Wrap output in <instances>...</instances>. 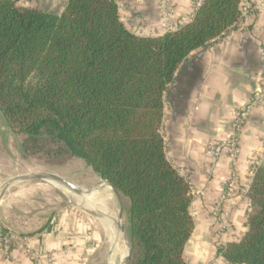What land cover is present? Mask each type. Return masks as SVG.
<instances>
[{"label": "trees", "instance_id": "1", "mask_svg": "<svg viewBox=\"0 0 264 264\" xmlns=\"http://www.w3.org/2000/svg\"><path fill=\"white\" fill-rule=\"evenodd\" d=\"M241 11L242 0H202L190 22L143 36L117 0H65L58 10L0 0V111L24 157L81 158L129 199L127 264H187L192 194L165 151L164 92ZM249 194L245 234L219 248L230 264H264V166Z\"/></svg>", "mask_w": 264, "mask_h": 264}, {"label": "crops", "instance_id": "2", "mask_svg": "<svg viewBox=\"0 0 264 264\" xmlns=\"http://www.w3.org/2000/svg\"><path fill=\"white\" fill-rule=\"evenodd\" d=\"M19 1L46 10L61 9L65 2ZM172 1L170 25L176 29L192 20L201 0ZM250 1L256 8L222 35L194 50L178 67L164 92L161 133L165 151L188 180L192 194L194 228L184 246L187 264H230L219 248L229 240L242 238L248 228L249 199L243 192L251 182L249 169L264 150V98L237 132L233 110L255 94H264V9L260 7L264 0ZM117 2L121 19L135 33L156 36L166 31L159 0ZM243 7L242 3V13ZM234 133L240 141L234 162L228 154L216 158L209 152ZM233 177L237 182V204L225 199ZM100 182L104 185L92 194L101 193L100 199L102 196L105 202L96 209H103L105 217L113 222L112 217L117 218L120 210L119 200L111 186L102 183L103 179ZM80 205L69 201L54 209L33 231L16 230L22 243L13 246L0 242V264H107L109 237L113 230L118 237L117 227L108 221L103 223Z\"/></svg>", "mask_w": 264, "mask_h": 264}, {"label": "rangeland", "instance_id": "3", "mask_svg": "<svg viewBox=\"0 0 264 264\" xmlns=\"http://www.w3.org/2000/svg\"><path fill=\"white\" fill-rule=\"evenodd\" d=\"M38 171L55 172L63 176L67 174L68 179L85 188L101 184V178L96 176L92 168L81 158H74L63 165H51L37 157H24L22 155V136L12 131L0 111V188L17 175ZM89 194L93 195L91 200L93 207L103 206L105 199L102 196L100 199L101 193L95 192L92 194L91 192L87 195ZM80 198L85 205L80 195L55 183L36 179L21 181L10 187L1 199L0 215L14 231H21V229L33 231L35 227L40 226L47 220L54 209L63 206L69 201L80 205ZM122 200L125 207L123 223L126 228V225L128 226L126 210L129 206V199L123 197ZM84 205H80L83 210H85L83 208ZM98 210L99 213L104 211L99 208ZM112 218L116 223H119L116 217ZM35 222H38V224H35ZM116 227L120 250L124 256L126 243L119 227ZM109 261L107 264H109Z\"/></svg>", "mask_w": 264, "mask_h": 264}, {"label": "built area", "instance_id": "4", "mask_svg": "<svg viewBox=\"0 0 264 264\" xmlns=\"http://www.w3.org/2000/svg\"><path fill=\"white\" fill-rule=\"evenodd\" d=\"M202 0L199 1V5L201 4ZM244 5V12L241 11V16H248V13L251 9H255L256 7L252 5L250 0H242ZM198 5V6H199ZM260 7L264 9V2L260 4ZM159 13L161 16L162 24L165 29L172 30L170 25V19L173 15L174 11V3L172 0H159L158 3ZM239 18V19H240ZM263 89H264V81H263ZM264 92V91H263ZM264 94L257 93L254 97H252L245 105L239 106L233 110V125L235 131L237 132L242 125L247 120L249 114L253 110V108L263 101ZM240 150V141L237 133H234L232 137L226 140H221L219 143L214 145L212 148L209 149V152L215 156L216 158L221 157L224 154H228L232 161L234 162L237 158V155ZM264 166V150L261 154L258 155L257 159L252 163L251 168L249 169V177H250V184L244 190V196L248 197L249 199V214L252 211V202L250 199V188L252 181L257 174V172ZM237 190V182L236 179L233 177L230 179L226 189L225 199H230L233 201L234 204L239 202V198H235L234 193ZM218 210V208H217ZM22 237L14 231L7 223L2 219L0 215V242L3 244H10L13 246L20 245L22 243Z\"/></svg>", "mask_w": 264, "mask_h": 264}, {"label": "water", "instance_id": "5", "mask_svg": "<svg viewBox=\"0 0 264 264\" xmlns=\"http://www.w3.org/2000/svg\"><path fill=\"white\" fill-rule=\"evenodd\" d=\"M25 179H36V180H45V181H49L52 183H55L56 185L59 184L60 186L65 187L66 189L71 190L72 192L76 193L77 195H80L85 204L88 205V200H87V190L85 187L73 182L72 180L68 179L66 176L57 174L55 172H50V171H38V172H32V173H24V174H20L17 175L13 178H11L10 180H8L2 187L1 189V193H0V201L1 199L4 197V195L6 194V192L8 191V189L10 187H12L13 185H15L16 183H19L22 180ZM105 183L109 186H111L115 192V194L118 197L119 200V204H120V210L117 216V220L120 223V231L121 234L125 240L126 243V248H127V255L125 257V259L121 262V264H127L133 256V251H132V247H131V241H130V237L129 234L125 228V225L123 223V217H124V203L122 200V196L120 195V193L115 189V187L108 183L106 180H104ZM83 208L90 213L91 215L95 216L97 219H99L100 221H102L103 223H107V221L103 218V216L99 213V211L93 207L91 204H89L88 206H83ZM110 254H112V246L109 250V256ZM109 260V257H108Z\"/></svg>", "mask_w": 264, "mask_h": 264}, {"label": "bare ground", "instance_id": "6", "mask_svg": "<svg viewBox=\"0 0 264 264\" xmlns=\"http://www.w3.org/2000/svg\"><path fill=\"white\" fill-rule=\"evenodd\" d=\"M27 180H32V179H25V180H22V181H27ZM21 182V181H20ZM103 183V182H102ZM59 185V184H57ZM102 185L104 184H101L100 186H89V187H86V190H87V194L88 193H91L93 191H97V189H99L100 187H102ZM60 186V185H59ZM63 187V186H61ZM1 189L0 188V193H1ZM79 198V197H78ZM87 200H88V205L91 204V200H92V196L89 194L87 195ZM80 204L84 205L83 204V201L82 199L80 198ZM86 205V204H85ZM84 205V206H85ZM86 205V206H88ZM99 211V210H98ZM103 218L108 221L109 223H111V225L116 229V226L120 227V223H116L115 220H113V223L112 221H110L107 217H105V215H103V213H100ZM112 227V228H113ZM113 228V229H114ZM110 231V230H109ZM109 241L111 243V246H112V254H110L109 256V264H121V262L125 259L126 255H127V248H126V251H125V255L123 256V253L122 251L120 250L121 247L119 245V242H118V237H117V234H116V230H113L112 234H111V237H109Z\"/></svg>", "mask_w": 264, "mask_h": 264}]
</instances>
